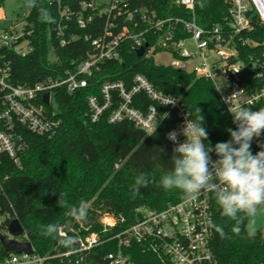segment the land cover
Listing matches in <instances>:
<instances>
[{
  "label": "trees",
  "instance_id": "trees-1",
  "mask_svg": "<svg viewBox=\"0 0 264 264\" xmlns=\"http://www.w3.org/2000/svg\"><path fill=\"white\" fill-rule=\"evenodd\" d=\"M81 1L63 0L75 12L80 10ZM172 2L128 0L121 15L111 19L119 27L130 25L134 20H140L135 10L141 8L155 11L159 17L192 18L190 10L176 7ZM35 3L36 6L29 7L22 21L25 31L31 32L26 37L32 50L25 57L13 49L0 52L11 64L10 82L14 85L32 86L58 77L65 69L75 70L76 65L92 51L91 43L85 41V36L97 37L105 28V17H97L85 29L72 23L70 32L76 34L77 39L61 47L51 31L59 16L56 4H49V0H35ZM2 4L3 0H0ZM40 8L47 9L54 22H41ZM229 9V0H197L194 16L204 28L217 25L227 29ZM88 13L86 11L84 14ZM130 13L134 14L133 18L129 17ZM253 21L255 30L252 37L259 40V45L252 48L243 46L238 39L235 43L238 52L236 58L247 63L250 56L264 53V24L257 17ZM180 36L188 37L189 34L181 30ZM52 48L57 50L61 67L49 59ZM137 74L144 75L158 91L177 98L192 120L196 119L194 107L201 109L203 126L208 132L206 144L214 147L218 142L231 139L226 129H235L236 125L211 79L195 72L174 69L157 62L153 56L138 57L131 43L124 42L119 60L108 61L100 71L87 76L88 87L72 93L64 87L55 90V105L48 107V111H54L53 118L60 123L56 134L48 137L28 133L30 147L21 156V166L10 159L4 167L9 177L4 185L2 207L19 219L26 233L24 239L32 243L35 252L42 257H50L44 264H70L65 257H53L67 249L57 239L41 234L43 227L49 223L67 226L73 222V227L81 235L98 233L103 242L83 254L82 264H111L108 254L117 248V242L108 240L113 234L138 221L142 216L141 209L160 211L184 198L179 189L164 190L160 186L161 178L172 168L175 145L167 139V134L179 120L176 110L159 107L160 113L167 114L152 133L127 119L110 123L108 114L112 108L98 121L91 120L89 97H99L101 86L106 81H123L130 87ZM247 83L250 87L259 84L251 73ZM138 99L142 109L155 104L143 93ZM116 104L117 99L114 106ZM257 108H264V101ZM260 145H264V133L251 142L253 154L264 150ZM210 155L218 158L214 152ZM140 174L146 175L151 182L147 187L140 188L137 194L135 180ZM62 192L66 193L65 199L69 205L78 206L81 200L88 203L86 220L77 221L69 214L67 207L58 206L59 193ZM104 214L118 219L117 224L107 232H103L99 222ZM239 215L243 222L240 233L236 234L232 231L236 221L224 217L217 202L214 205V224L221 226L225 232L221 237L214 229L212 250L217 264H264V227L252 235L247 231L249 218L244 217L243 213ZM67 230L68 236L77 237L68 227ZM0 255L9 256L1 244ZM148 257L141 253L138 246H134L133 259L137 264H149ZM79 258V255L73 256L72 264Z\"/></svg>",
  "mask_w": 264,
  "mask_h": 264
},
{
  "label": "built area",
  "instance_id": "built-area-1",
  "mask_svg": "<svg viewBox=\"0 0 264 264\" xmlns=\"http://www.w3.org/2000/svg\"><path fill=\"white\" fill-rule=\"evenodd\" d=\"M196 2L197 0L172 2L176 7L190 10L193 14L190 20L182 16L159 17L155 11L141 8L135 10V13H139L140 20L136 19L130 25L119 27L111 18L116 19L117 15H121L128 0H111L103 6L97 5L93 0H82L77 12L63 0H49V4H56L58 9V20L54 22L51 31L61 47L77 39V35L70 32L72 23L85 29L97 17L106 18L104 31L99 36L87 35L84 38L92 46L87 57L76 65L75 70L65 69L58 77L31 86L12 84L11 64L4 55H0V236L14 238L9 231V224L16 218L2 207L4 185L9 177L4 171L8 160L11 159L21 166V156L30 147L28 133L48 137L56 134L60 123L53 118L55 112L48 111V107L55 105V90L64 87L72 93L88 87L87 76L100 71L106 62L119 60L121 46L126 41L131 43L135 52L148 44L142 56L145 58H155L159 53L169 55L170 60L161 63L174 69L195 72L212 81L214 72L226 75L228 84L223 87L213 82L216 89L221 88L217 92L227 110L229 104L224 97L231 96L233 92L231 107L243 105L258 110L257 106L264 101V53L250 56L247 63L236 58L238 52L235 43L238 39L243 46L252 48L259 45V40L252 37L255 30L253 20L257 17L264 24V0H229L227 29L217 25L210 28L200 26L194 16ZM86 11H89L87 15L84 14ZM133 16V13L129 14L130 18ZM18 24L15 22L14 25L0 28V52L3 49H13L25 57L32 50L26 37L31 32L25 31L23 22H20V28ZM181 30L189 36H180ZM212 53L218 54L219 58L212 60ZM49 59L53 63L58 59L59 66H62L56 48L51 49ZM249 73L259 84H251V87L248 85ZM47 93L49 103L44 101ZM142 93L155 104L142 109L138 99ZM116 99L117 104L114 106ZM172 100H175L174 105L167 104ZM88 104L93 122L98 121L112 108L108 114L110 123L127 119L148 133H152L167 114L160 113L159 107H169L179 115L178 122L170 131L179 133L185 119H191L177 98L158 91L142 74L134 76L130 87L123 81H106L101 86V95L89 97ZM230 115L233 119L231 113ZM178 139L182 142L185 138L181 135ZM171 143L175 145L172 141ZM211 158L216 160L212 156ZM215 203L214 194L207 193L191 202H186L183 198L160 211L141 209L142 216L138 221L108 239L117 242V248L108 254V259L111 264H137L133 259V250L134 246H138L142 254L149 255V264H217L218 260L212 250L214 228L208 223L209 220L214 223ZM117 221L110 214H104L99 219L103 232L110 231ZM60 226L61 233L68 235L67 226ZM68 229L77 234V244L72 251L67 249L53 257H65L72 264V257L79 255L80 258L75 264H82L83 254L100 245L103 240L96 232L81 235L74 227ZM25 237L24 230V234L17 239L28 241ZM8 254L6 257L0 255V264H44L50 258L38 255L34 247L31 254Z\"/></svg>",
  "mask_w": 264,
  "mask_h": 264
},
{
  "label": "clouds",
  "instance_id": "clouds-1",
  "mask_svg": "<svg viewBox=\"0 0 264 264\" xmlns=\"http://www.w3.org/2000/svg\"><path fill=\"white\" fill-rule=\"evenodd\" d=\"M35 0H29L28 7H35ZM204 7L203 4L200 5ZM41 22H54L50 12L40 8ZM220 91L221 88H217ZM231 96L224 97L229 104V112L233 116L235 129H226L231 139L218 142L214 147L205 143L208 132L203 126L204 116L201 109L194 107L196 119H185L179 133L175 130L167 134V139L175 144L171 158V171L160 180L164 190L179 189L186 202L197 199L202 194L213 193L222 210V215L236 221L232 231L239 234L244 217L251 218L257 214L258 207L264 205V150L253 154L251 142L264 133V108L253 110L251 107H231ZM167 104H175V100ZM185 139L181 142L178 136ZM264 149V145H260ZM218 157L212 160L210 153ZM150 179L140 174L136 180V193L140 188L147 187ZM66 193H59L57 204L67 207L69 214L77 221L87 219L88 203L81 200L79 205H69L65 199ZM209 226L214 228L221 237L225 235L221 226L209 220ZM42 235L57 239L58 243L72 251L77 244L75 236L63 235L61 226L49 223L43 227Z\"/></svg>",
  "mask_w": 264,
  "mask_h": 264
},
{
  "label": "rangeland",
  "instance_id": "rangeland-1",
  "mask_svg": "<svg viewBox=\"0 0 264 264\" xmlns=\"http://www.w3.org/2000/svg\"><path fill=\"white\" fill-rule=\"evenodd\" d=\"M97 5L108 4L111 0H93ZM29 0H3V4L0 5V28H6L14 25L15 22L19 23L18 28L21 27L20 22L23 21L24 14L29 11ZM190 47L193 44L189 43ZM219 58L218 54L212 53V60ZM157 62H168L170 56L165 53H159L155 56ZM213 81L220 87L228 84L226 75H222L219 72H214ZM68 228L73 227V222L67 225ZM264 227V205L258 207L257 214L254 217L249 218L247 223V231L254 235L258 229Z\"/></svg>",
  "mask_w": 264,
  "mask_h": 264
},
{
  "label": "water",
  "instance_id": "water-1",
  "mask_svg": "<svg viewBox=\"0 0 264 264\" xmlns=\"http://www.w3.org/2000/svg\"><path fill=\"white\" fill-rule=\"evenodd\" d=\"M148 46L146 44L144 47L139 48L136 53L138 57H142L145 53V49ZM56 62L58 59H55ZM58 63V62H57ZM44 101L46 103H49V94L47 93L44 96ZM9 231L14 236V238L10 239L5 236H0V242L7 253H32L33 252V246L30 241H20L17 239V237L22 236L24 234V228L19 221V219H14L9 224Z\"/></svg>",
  "mask_w": 264,
  "mask_h": 264
}]
</instances>
